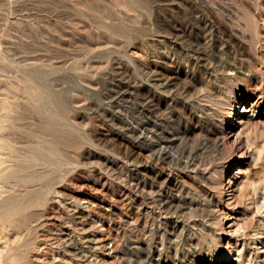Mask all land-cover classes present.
I'll return each instance as SVG.
<instances>
[{"label":"rangeland","instance_id":"374dc122","mask_svg":"<svg viewBox=\"0 0 264 264\" xmlns=\"http://www.w3.org/2000/svg\"><path fill=\"white\" fill-rule=\"evenodd\" d=\"M0 133V264H264V0H0Z\"/></svg>","mask_w":264,"mask_h":264},{"label":"bare ground","instance_id":"6f19581e","mask_svg":"<svg viewBox=\"0 0 264 264\" xmlns=\"http://www.w3.org/2000/svg\"><path fill=\"white\" fill-rule=\"evenodd\" d=\"M240 113H243L245 110V106L241 105L239 107ZM241 118H239L240 121ZM3 132V131H2ZM1 134V133H0ZM3 136V135H2ZM8 142V141H7ZM24 158V157H23ZM6 160V159H5ZM10 160V159H9ZM15 167V166H14ZM2 174V173H1ZM20 178V177H19ZM22 180V179H21ZM161 199V197H160ZM165 200L161 204V208H172V206L175 204L173 201V197H165ZM160 203V202H159ZM1 231V230H0ZM5 236V235H4ZM3 238V237H2ZM60 243H62L64 246L69 247L67 251L71 255L72 259L74 260L73 264H87L90 260V257L92 255V251L94 250V246L91 242V239H86L85 244H76L73 241L69 240V238H62L60 239ZM1 246V245H0Z\"/></svg>","mask_w":264,"mask_h":264}]
</instances>
